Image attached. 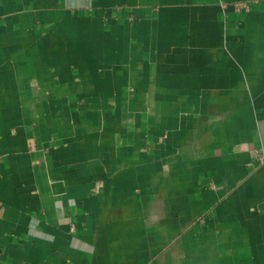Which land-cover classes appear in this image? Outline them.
I'll return each mask as SVG.
<instances>
[{
    "label": "crops",
    "instance_id": "1",
    "mask_svg": "<svg viewBox=\"0 0 264 264\" xmlns=\"http://www.w3.org/2000/svg\"><path fill=\"white\" fill-rule=\"evenodd\" d=\"M0 264H264V0H0Z\"/></svg>",
    "mask_w": 264,
    "mask_h": 264
},
{
    "label": "built area",
    "instance_id": "2",
    "mask_svg": "<svg viewBox=\"0 0 264 264\" xmlns=\"http://www.w3.org/2000/svg\"><path fill=\"white\" fill-rule=\"evenodd\" d=\"M234 9L236 12H249L250 11V8L247 4L243 3V2H239V3H236L234 5ZM71 231L73 232L74 231V227L71 228Z\"/></svg>",
    "mask_w": 264,
    "mask_h": 264
}]
</instances>
